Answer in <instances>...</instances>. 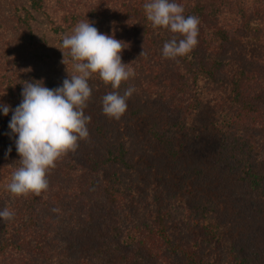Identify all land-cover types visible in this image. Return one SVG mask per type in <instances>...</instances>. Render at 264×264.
<instances>
[{"label":"trees","instance_id":"1","mask_svg":"<svg viewBox=\"0 0 264 264\" xmlns=\"http://www.w3.org/2000/svg\"><path fill=\"white\" fill-rule=\"evenodd\" d=\"M148 2L0 0V104L62 86L74 62L58 47L79 22L123 41L134 71L118 90L92 74L89 136L38 196L6 191L21 164L0 111V264H264V0H171L199 20L174 59L163 45L183 37L154 28ZM129 87L121 118L103 114Z\"/></svg>","mask_w":264,"mask_h":264},{"label":"clouds","instance_id":"2","mask_svg":"<svg viewBox=\"0 0 264 264\" xmlns=\"http://www.w3.org/2000/svg\"><path fill=\"white\" fill-rule=\"evenodd\" d=\"M144 10L154 28L163 27L183 37L173 36L164 43L162 54L165 58L185 56L197 45L199 20L194 16L185 17L181 5L171 0H151L144 4ZM125 47V43L116 39L114 34L100 33L92 23L79 22L73 34L65 35L58 47L63 53V64L66 65L65 55L74 62V71H67L68 78L63 80L62 86L50 89L43 83L27 82L21 92L22 100L15 109L0 104L4 115L12 111L8 127L15 137L21 164L12 173L6 191L15 196L29 192L38 196L48 188V169L54 168L55 161L63 154L75 151L78 140L89 136L86 124L90 117L85 115L84 109L92 94L88 84L92 74L98 73L99 78L115 90L120 88L122 81L134 76V71L127 67L128 63L122 62L121 52ZM63 49H68V53ZM134 91L129 87L122 95L119 91L104 95L103 114L120 119L127 109L126 101ZM12 216L7 209L0 211V218L8 220Z\"/></svg>","mask_w":264,"mask_h":264}]
</instances>
